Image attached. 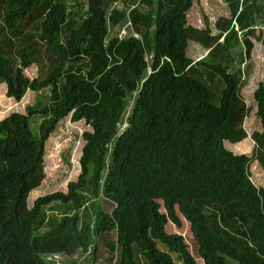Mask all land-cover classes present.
<instances>
[{
    "label": "trees",
    "instance_id": "16d2710c",
    "mask_svg": "<svg viewBox=\"0 0 264 264\" xmlns=\"http://www.w3.org/2000/svg\"><path fill=\"white\" fill-rule=\"evenodd\" d=\"M69 1L80 0H0L6 97L20 101L28 90L47 86L52 92L46 109L28 105L0 120V264H48L44 255L73 256L91 247L89 264H97V236L112 232L116 243L107 247L120 250L118 264H138L134 247L148 264H264V185L258 187L249 172L252 161H264L262 82L253 92L262 129L251 135V155L225 145L247 137L244 79L231 71L238 37L233 22L245 0H225L231 17H219L214 34L188 22L198 0H86L88 16L61 42ZM118 1L128 9L110 10ZM258 2L264 0H252L244 27L251 28ZM127 18L137 36L107 41L108 24ZM251 33L242 40L245 57ZM191 42L206 54L189 57ZM147 57L152 73L146 78ZM33 64L34 77L28 72ZM195 67L206 81L190 74ZM143 79L128 127L117 134ZM37 116L44 117L38 135L31 129ZM67 116L91 126L82 135L79 175L66 192L39 196L29 207L30 191L45 178V142ZM87 189L92 199L107 198L112 210L90 207ZM56 202L69 210L36 234L43 208ZM180 216L189 222L202 263L182 234L166 230L169 221L180 228Z\"/></svg>",
    "mask_w": 264,
    "mask_h": 264
},
{
    "label": "rangeland",
    "instance_id": "374dc122",
    "mask_svg": "<svg viewBox=\"0 0 264 264\" xmlns=\"http://www.w3.org/2000/svg\"><path fill=\"white\" fill-rule=\"evenodd\" d=\"M252 0H245L241 7V15L237 21L233 22V29L237 31V42L232 47L234 62L231 64V71L239 73L244 79V85L240 90L247 107L249 108L248 115L244 118L243 126L247 132V137L239 143H231L226 141L225 145L234 153H245L251 155L255 142L251 135L254 131H261V120L256 115L257 104L253 97V92L258 84H264V2H258L254 15L251 16V28L244 27L246 16L251 11ZM70 14L66 23L62 26L61 34L59 36L62 42L71 30L78 27L85 17L88 16L87 1H69L68 5ZM117 8L120 10H127L121 1L114 2L110 5L109 9ZM243 11V12H242ZM219 17L230 18L231 13L227 1L225 0H198L188 13V22L197 28L209 27L212 33H217L215 22ZM240 23V24H239ZM110 30L107 41L112 37H129L134 33L132 26L127 19L119 25L108 24ZM252 30L250 39L253 42V47L249 57L244 56L242 40L245 32ZM206 54V49L201 47L197 42H191L188 47V56L194 60L203 57ZM31 76L38 74L37 65L33 64L28 68ZM190 74L195 78L206 81V77L201 68H193ZM215 86L222 87V84L217 78L214 79ZM5 83H0V120L5 118L11 112H26L28 105H36L42 109H46L51 102V87L47 86L39 91L28 90L20 101H15L13 98H7ZM10 107V108H9ZM9 108V109H8ZM32 119V118H31ZM44 117L37 116L31 120V129L38 135L41 130V122ZM86 130H91V126L80 120L72 122L70 116L60 120L54 130L50 133L45 142L44 152V172L45 178L42 180L40 186L30 191L28 196V206L31 207L35 199L39 196L55 191H67V185L70 181L75 180L80 172V157L82 147L84 145L83 133ZM251 179L258 186L264 185V161H252L249 166ZM84 192L85 202L91 205H101L105 211L112 210V203L105 197L92 199L87 193ZM162 204L161 201H159ZM70 208V205H63L58 202L47 205L43 208L42 214L38 220L35 233L39 234L50 227H52L58 219ZM164 212V208L161 207ZM82 212V210H80ZM90 211L87 210L82 214V218H87ZM182 225L177 228L172 222H168L166 230L170 233H180L183 235L185 242L188 244L190 252L196 256L198 263L202 261L197 257V245L193 240L190 231L189 222L180 216ZM116 243V235L112 233H104L97 236L98 251L96 252L97 264H118L121 259V253L118 247H115L114 252H110L107 245ZM163 248V247H161ZM136 259L138 264H148L146 259L141 261V252L137 247H134ZM92 257V247L88 252L78 251L73 256L65 254H57L52 256L44 255L43 258L48 264H89ZM230 264H235L230 262Z\"/></svg>",
    "mask_w": 264,
    "mask_h": 264
},
{
    "label": "clouds",
    "instance_id": "9594fccd",
    "mask_svg": "<svg viewBox=\"0 0 264 264\" xmlns=\"http://www.w3.org/2000/svg\"><path fill=\"white\" fill-rule=\"evenodd\" d=\"M132 35L137 36L136 33H132ZM120 38H121V37H120ZM147 60H148V61H147V75H146V78H147V76H148L149 74L152 73V68H151V66H150L149 57H147ZM36 76H37V75H36ZM146 78H145V79H146ZM145 79H143V80L141 81V83L139 84L138 88L135 89V90L133 91L132 96L130 97V100H129L128 106H127V108L124 110V112H123V114H122V116H121L120 121L117 123V134H119L120 132H122V131H124V130L127 129L128 124H129V117H130V115H131L132 108H133V106H134V102H135L136 96H137V94L139 93V90H140V88H141V85H142V83L144 82ZM134 92H136V95H134ZM112 141H113V140H112ZM52 255H53V254H51V255H47V256H52ZM54 255H57V254H54Z\"/></svg>",
    "mask_w": 264,
    "mask_h": 264
},
{
    "label": "built area",
    "instance_id": "2783aa9c",
    "mask_svg": "<svg viewBox=\"0 0 264 264\" xmlns=\"http://www.w3.org/2000/svg\"><path fill=\"white\" fill-rule=\"evenodd\" d=\"M134 95H136V92H134Z\"/></svg>",
    "mask_w": 264,
    "mask_h": 264
},
{
    "label": "crops",
    "instance_id": "0c3cea01",
    "mask_svg": "<svg viewBox=\"0 0 264 264\" xmlns=\"http://www.w3.org/2000/svg\"><path fill=\"white\" fill-rule=\"evenodd\" d=\"M109 32H110V30H109ZM207 52V51H206ZM232 68V67H231ZM34 77V76H33Z\"/></svg>",
    "mask_w": 264,
    "mask_h": 264
}]
</instances>
